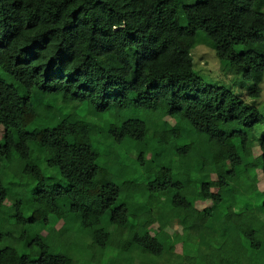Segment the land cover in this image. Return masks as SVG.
<instances>
[{
    "label": "trees",
    "instance_id": "16d2710c",
    "mask_svg": "<svg viewBox=\"0 0 264 264\" xmlns=\"http://www.w3.org/2000/svg\"><path fill=\"white\" fill-rule=\"evenodd\" d=\"M198 31L260 96L264 0H0V264H75L42 234L69 212L103 252L264 264V116L196 73Z\"/></svg>",
    "mask_w": 264,
    "mask_h": 264
},
{
    "label": "rangeland",
    "instance_id": "374dc122",
    "mask_svg": "<svg viewBox=\"0 0 264 264\" xmlns=\"http://www.w3.org/2000/svg\"><path fill=\"white\" fill-rule=\"evenodd\" d=\"M192 55L194 59V69L201 78H203L207 83L211 85L225 86L228 89H231L233 92L247 98L250 103L255 104L259 107L262 115L264 116V78L259 84V86L261 87L260 96L252 97L250 93L255 88L254 83L252 81H245L234 68L228 67L224 62L220 61L216 54L212 41L203 31L197 32L196 44L192 48ZM263 131L264 122L258 124L255 127V133L257 135H260ZM0 141H2L1 130ZM142 147L143 144L138 145L136 148L140 150L142 149ZM103 150H105V153L108 152V149ZM254 154L257 159H260L261 152L259 147L255 146ZM125 164L127 165V172L123 171L121 175H116L115 181L123 183L124 175H126V177H135L133 170L136 168L132 166L128 167L130 166V163H128V159L125 161ZM3 168L4 166L0 165V171ZM53 172L54 174L52 180L48 179V181H61V176L58 170H48V174H52ZM259 177H262L261 173H259ZM8 178L19 183L25 181V177L18 175L14 170L12 171L11 169L8 172ZM141 180L142 179H140L139 181ZM262 185L263 184L260 183L261 187ZM122 187L125 188L126 191L130 192V186H125L123 183ZM199 204L200 207L206 206V204H204L203 206L201 205V203ZM11 213L12 210L7 209V214ZM58 215L60 218L56 216L53 217V220L50 223L49 227L44 229L42 234L46 236L48 235V233H51L50 236H47V241L51 248L70 254L74 258L75 264H113L115 263L116 259H118V261L115 264H152L154 258H156L158 261H161L164 256L161 255L157 257L150 254H148L147 256L142 254L141 250L139 251L138 249L132 250L129 248L126 251H122L119 250V248L117 249L113 246L103 252V249L97 246L93 247L91 245V232L89 231V229L83 228L81 226L79 220L77 219V216L74 213H67L66 219H62L60 214ZM232 215L236 216L234 212H232ZM62 226L64 227V229H62V232H60ZM153 228L156 229L157 226H153ZM167 229L171 233L175 230V228L172 227H169ZM129 237H132V234H130ZM203 247H207V244L204 243ZM29 254L35 257L38 256L39 252L35 248H30ZM170 254L171 257H173L171 261L180 259L182 260L181 257L184 255V252L180 242L177 243L174 251H171ZM163 262V264L169 263L168 260H164Z\"/></svg>",
    "mask_w": 264,
    "mask_h": 264
}]
</instances>
